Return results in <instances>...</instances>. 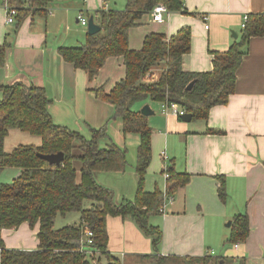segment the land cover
Wrapping results in <instances>:
<instances>
[{
    "label": "crops",
    "instance_id": "1",
    "mask_svg": "<svg viewBox=\"0 0 264 264\" xmlns=\"http://www.w3.org/2000/svg\"><path fill=\"white\" fill-rule=\"evenodd\" d=\"M125 4L126 0H50L44 11L30 12L17 25L7 21V11L0 2V44L8 45L6 63L0 67V84L21 81L44 87L54 121L86 137L92 136L93 129L106 127L107 134L100 139V144L106 145L111 140L126 148L128 164L122 171L97 170L95 177L114 190L117 203L133 200L136 196L140 138L135 133L123 131L122 120L114 116V105L100 98L96 89L102 87L108 93L125 77L124 59L122 56L108 57L97 75L90 79L85 70L65 60L59 48L86 42L88 27L79 22L81 11L88 18L94 15L97 22L96 14L100 9H122ZM184 5L186 11L164 14V22L155 21L152 12L144 14L140 24L129 31L130 48L141 49L148 33L161 32L170 37L189 26L191 50L183 57V68L194 72L212 71V50H227L236 40L233 33L240 38L246 13L264 12V0H184ZM147 103L152 109L155 103L159 104L163 117L158 128H154L152 161L147 169L145 188L149 191L156 187L166 189L167 178H159L153 170L155 157L165 161L166 156V161L170 160L178 172L191 175L162 212L166 215L159 253L212 254L209 251L212 243L206 242L208 220L205 216L222 225L224 221L233 220L234 215L246 213L250 218V236L238 247L234 245L236 254L231 257L244 258L247 263L260 260L264 264V35L250 39L248 53L237 71L235 93L227 104L212 107L207 121H184L176 111L164 113L163 103L154 100L136 108L140 110ZM154 111L148 116L150 124L153 123L151 116L157 114ZM208 127L222 132L209 133ZM130 144L134 148L132 154ZM9 170H12L11 181L20 174L18 168ZM221 175L228 192L225 203L218 194ZM189 210L197 214L193 216L194 224L182 225ZM107 224L109 249L113 254L123 258L128 253L154 252L152 238L133 219L110 215ZM38 231L39 223L31 226L23 222L17 228L0 226V237L9 248L36 249ZM209 236H213L212 230ZM226 238L224 232L222 239ZM95 256L94 264H103L102 256Z\"/></svg>",
    "mask_w": 264,
    "mask_h": 264
},
{
    "label": "trees",
    "instance_id": "2",
    "mask_svg": "<svg viewBox=\"0 0 264 264\" xmlns=\"http://www.w3.org/2000/svg\"><path fill=\"white\" fill-rule=\"evenodd\" d=\"M9 2L20 8L15 21L20 25L30 12L44 11L50 0ZM158 4L166 5L170 11H186L184 0H126L122 9L98 11L101 30L88 33L84 44L59 48L64 59L85 70L90 79L97 75L108 57L122 56L124 59L125 77L110 92L99 87L96 93L114 105V116L122 120L125 133L139 135L138 187L133 200L117 203L114 190L95 177L97 170L122 171L128 163L126 148L111 140L104 146L100 144V139L107 134L105 126L93 129L92 136L86 137L54 121L44 87L21 81L0 84V173L7 168L20 169V174L12 181L0 185V226L17 228L23 222L31 226L39 223L36 249L9 248L0 237V264H94L96 256L89 254L88 249L106 257L107 264H227L228 257L210 253L203 256L159 253L163 231L151 223V218L162 213L166 197L173 196L186 185L191 175L178 172L174 164L169 163L162 170V173H169L166 189L156 187L149 191L145 188L147 169L152 161L154 129L148 116L136 107L148 100L178 103L192 114V120L207 121L212 107L227 104L235 93L237 71L248 53L250 39L264 35V12L248 13L240 38H236L227 50H212V71L194 72L183 68V57L191 50L189 26L170 37L161 32L148 33L141 49L130 48V29L138 26L144 14ZM7 46V43L0 44V67L6 63ZM192 81L195 83L188 89ZM178 117L182 119L181 115ZM12 129L36 134L41 142L19 144L8 151L5 142ZM207 132L222 131L208 127ZM60 151L65 154L60 164H52L39 156V153ZM218 180V194L225 203L228 197L226 181L223 175ZM71 212H78L79 221L56 228L57 216ZM110 215L133 219L152 238L154 252L128 253L123 258L113 254L109 249L107 224ZM87 229L93 232V243L89 245L83 243ZM250 232L248 214L234 215L229 241L234 245L244 243ZM229 258L234 264L245 261L244 258Z\"/></svg>",
    "mask_w": 264,
    "mask_h": 264
},
{
    "label": "rangeland",
    "instance_id": "3",
    "mask_svg": "<svg viewBox=\"0 0 264 264\" xmlns=\"http://www.w3.org/2000/svg\"><path fill=\"white\" fill-rule=\"evenodd\" d=\"M87 15V14H85ZM139 105V104H138ZM137 105V107H138ZM154 109L156 110V115L151 116V120H152V124L151 126L153 127V129H157L158 127V123L162 122V113H161V106L157 103L154 104ZM199 122V121H197ZM194 122V123H197ZM41 142V137L36 135V134H32L30 132H26V131H21L19 129H12L10 131V133L8 134L7 138H6V142H5V148L8 151H11L14 147L18 146L19 144H40ZM105 145V144H104ZM102 145V146H104ZM130 146H132V144H130ZM130 150L129 152L132 154L134 152V148L129 147ZM129 153V156H130ZM156 153V152H155ZM163 159L161 157V159L158 160V158L155 157V175L158 176L159 178H163L165 177L164 173L161 172V170L163 169ZM165 162V161H164ZM169 163L170 160H168ZM165 164H168L169 163ZM162 163V165H161ZM128 164V163H127ZM76 166L79 167V163H76ZM165 166V165H164ZM11 168H7L4 172L0 173V185L4 182H10V176L12 173V170H9ZM148 176L146 175V178ZM166 214H158L155 215L154 217L151 218V223H153L154 225L159 224L160 229L164 232V228H165V224L163 223V220L165 219ZM197 214H195L192 211H187L186 212V219L181 221L182 225H187L190 226L191 224H194V220H193V216H195ZM207 221V225H208V229H207V236H206V242L209 243L208 241L210 240V242L212 244H210V252L211 251H217L219 253H216L214 251V253H212L213 255H219V254H223L228 256L227 258V264H234L232 262V260H230L229 257L231 256H235V251L236 248L234 247V243L229 241V237H230V233H231V226L228 227L226 226V224L228 223L229 220L222 222V225L217 221V220H213L211 219L212 217H206ZM75 221H79V214L78 212H71L67 215H62L59 214L55 220V227L56 228H60L62 226H64L65 224L68 223H75ZM156 221V223H155ZM213 221V222H210ZM221 229V230H220ZM209 230H212L213 236L210 237L209 236ZM227 233V238L226 239H222L223 238V233ZM228 239V241H227ZM227 241V242H226ZM227 243V244H225ZM241 242H239L240 244ZM243 244V242H242ZM102 262L103 264H107V259L106 257L102 256ZM235 264H261L260 260L259 261H249L248 263L245 261L239 262V263H235Z\"/></svg>",
    "mask_w": 264,
    "mask_h": 264
},
{
    "label": "built area",
    "instance_id": "4",
    "mask_svg": "<svg viewBox=\"0 0 264 264\" xmlns=\"http://www.w3.org/2000/svg\"><path fill=\"white\" fill-rule=\"evenodd\" d=\"M0 2L2 3L3 7L7 11V21L9 23L15 22L20 8L18 6H16V5H12L9 2V0H0ZM151 12L153 14V19L155 21L164 22V20H165L164 14L170 12V10L166 7V5L158 4L152 9ZM248 18H249V16L246 13L244 15V18H243L242 27L245 26V23L248 20ZM78 19H79V22L81 24H83V25L88 27L89 18L84 15L83 11H81L79 13ZM206 27H209V25L206 24ZM171 110L176 111L177 115H181V116L186 113V110H184L178 103H170V104L169 103H163V112L164 113H169ZM165 162H167L166 161V156H165ZM167 166H168V164H165V168H167ZM164 175H165L166 178L169 177V173L168 172H165ZM172 200H173L172 195H169V196L166 197L165 203H164V205L161 208L162 212L165 210V208L167 206V202L168 201H172ZM92 236H93V232L90 229H87L85 231V239L83 240V243L86 244V245H89V244L93 243V237ZM235 246L238 247L239 243H236ZM86 247H88V246H86ZM213 252L214 251H212V253ZM88 253L95 256V251L94 250L88 249Z\"/></svg>",
    "mask_w": 264,
    "mask_h": 264
},
{
    "label": "water",
    "instance_id": "5",
    "mask_svg": "<svg viewBox=\"0 0 264 264\" xmlns=\"http://www.w3.org/2000/svg\"><path fill=\"white\" fill-rule=\"evenodd\" d=\"M101 30V26L95 21V17L94 15H91L89 17V21H88V33L89 34H95L98 31ZM233 35L237 38L238 35L237 33H233ZM195 81H192L189 85H188V89H191L194 85ZM141 112L146 115V116H150L152 114L155 113L154 109H152L150 104H145L142 108H141ZM184 121H191L192 120V114L191 113H185L182 115L181 117ZM64 152L60 151L58 153H50V154H44V153H39V156L46 159L47 161H49L50 163H55V164H60L63 159H64ZM228 226L232 225V220L228 221L227 223Z\"/></svg>",
    "mask_w": 264,
    "mask_h": 264
}]
</instances>
